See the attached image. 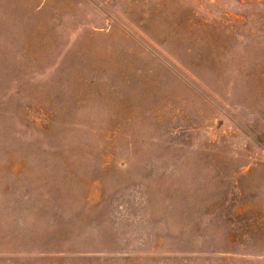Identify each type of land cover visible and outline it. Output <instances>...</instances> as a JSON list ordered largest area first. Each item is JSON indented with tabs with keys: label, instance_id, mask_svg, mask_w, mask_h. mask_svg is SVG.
<instances>
[{
	"label": "rangeland",
	"instance_id": "obj_1",
	"mask_svg": "<svg viewBox=\"0 0 264 264\" xmlns=\"http://www.w3.org/2000/svg\"><path fill=\"white\" fill-rule=\"evenodd\" d=\"M0 264H264V0H0Z\"/></svg>",
	"mask_w": 264,
	"mask_h": 264
}]
</instances>
